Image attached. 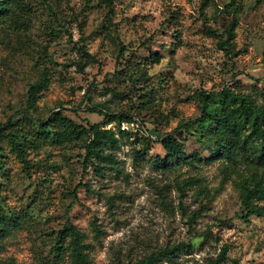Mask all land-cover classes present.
Segmentation results:
<instances>
[{"label": "rangeland", "instance_id": "obj_1", "mask_svg": "<svg viewBox=\"0 0 264 264\" xmlns=\"http://www.w3.org/2000/svg\"><path fill=\"white\" fill-rule=\"evenodd\" d=\"M16 11L0 25V264H132L184 243L159 264H209L224 249L227 261L264 264V217L244 219L241 201L262 167L211 158L179 125L199 115L198 91L264 89V0H19ZM95 107L133 115L150 135L172 132L185 159L161 164L160 143L111 123L115 161L87 160L81 143L57 138L55 113L105 125ZM71 226L87 262L71 255Z\"/></svg>", "mask_w": 264, "mask_h": 264}, {"label": "trees", "instance_id": "obj_2", "mask_svg": "<svg viewBox=\"0 0 264 264\" xmlns=\"http://www.w3.org/2000/svg\"><path fill=\"white\" fill-rule=\"evenodd\" d=\"M235 1V0H233ZM19 0H0V25L9 19L11 23H16L19 15ZM235 22L226 30L228 38L220 41L223 48L230 47L234 37ZM150 39L146 40L145 46ZM126 47L122 46L119 57H124ZM90 55V54H89ZM91 58L95 61L94 57ZM153 62L161 63L163 56L159 53L152 55ZM81 67L82 63L79 64ZM45 85L39 81L31 86L28 91V110L34 107L38 91ZM260 97H262L260 99ZM196 99L200 109L199 115L193 120L180 122V127L185 128L190 134L197 137L198 141L206 145L210 151L211 158H222L229 164L238 161L250 160L256 162L263 169L264 174V89L253 88L251 91H244L238 85H226L220 90H201L196 93ZM91 112H98L107 119L105 125L91 124L88 127L68 120L61 113H55V124H63L58 139L64 137L68 140H75L81 143L86 150V159L89 161L111 160L115 161L112 154L107 152L110 147H118L119 138L113 129L104 128L107 124L114 123L116 130L121 137L146 138L148 148L152 143H160L166 152V157L159 160L161 164L176 161L178 163L185 159L184 145L182 141L172 132L162 135H150L148 129L143 126V130L132 133L121 130L120 124L123 121L133 118L126 112L113 113L105 110L103 113L99 108H90ZM52 118L41 122L43 128L51 125ZM196 125L193 131L188 127V123ZM154 135V136H153ZM14 146L22 151V143L12 138ZM0 163V168H1ZM241 201L246 210L243 218L248 220L255 216L264 217V176L254 180L246 186L241 193ZM71 232L69 249L76 263L87 262L88 254L85 252L86 245L83 242L84 234L76 227L68 228ZM179 247L190 248L191 243H184L180 246L163 248L159 252H154L144 259L132 264H159L164 258L174 256ZM209 264H241L238 259L227 261V249L222 250L219 256L209 262Z\"/></svg>", "mask_w": 264, "mask_h": 264}, {"label": "built area", "instance_id": "obj_3", "mask_svg": "<svg viewBox=\"0 0 264 264\" xmlns=\"http://www.w3.org/2000/svg\"><path fill=\"white\" fill-rule=\"evenodd\" d=\"M120 128L123 131L132 132V133L143 130V126H142L141 122L136 117H133L129 120L123 121L120 124Z\"/></svg>", "mask_w": 264, "mask_h": 264}]
</instances>
